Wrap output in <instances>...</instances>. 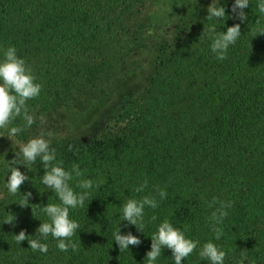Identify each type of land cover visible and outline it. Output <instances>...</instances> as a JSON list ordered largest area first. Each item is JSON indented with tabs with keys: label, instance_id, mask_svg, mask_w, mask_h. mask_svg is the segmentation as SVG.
Instances as JSON below:
<instances>
[{
	"label": "trees",
	"instance_id": "trees-1",
	"mask_svg": "<svg viewBox=\"0 0 264 264\" xmlns=\"http://www.w3.org/2000/svg\"><path fill=\"white\" fill-rule=\"evenodd\" d=\"M161 2L0 0V59L2 49L14 46L31 67L36 82L43 85L39 97L28 101L36 122L11 140L7 131L0 129L4 135L0 137V264H146L150 237L166 218L185 230L187 238L199 240L197 250L182 261L196 264L201 261L199 249L204 243L213 242L221 248L237 244L244 230L264 216V127L249 133L251 126L264 118V35L252 37L257 20L264 25V15L257 8L260 0H249L243 23L231 12L234 0H217V5L225 8L224 22L207 21L208 13L203 10L187 20L181 18L176 42L164 45L156 38L151 48L160 53L154 63L160 64L157 79L145 93L130 100L123 98L115 106L111 114L114 124L107 122L101 134L92 133L86 139L51 140L56 161L62 162L65 170L73 164L86 170L83 177L69 182L76 192L82 191L76 186L79 179L105 181L101 188L89 190L93 198L85 201L84 208L70 209V218L80 224L71 238L77 251L62 252L56 247L57 240L51 236L44 240L36 233L40 222L48 221L40 208L60 203L56 193L41 182L44 166L39 159L28 166L30 170L16 165L30 179L20 193L7 191L8 161L15 158L21 144L39 135L49 121L58 122L65 114L71 117L72 112L84 113V101L95 92L110 95L130 87L135 71L131 65L143 55L144 39L150 33H160L155 13ZM213 23L218 31L240 23L241 36L222 61L211 52V40L201 36ZM163 50L165 58H161ZM183 83L207 93L190 98L181 91ZM174 90L176 119L169 126L173 116L166 112L173 105ZM184 98L191 103L178 116ZM41 116L46 119L43 125ZM23 123L17 118L12 126ZM111 125L114 138L104 134ZM174 147L180 151L176 177H151L168 170L162 153ZM159 163L167 168H160ZM145 180L147 187L134 191ZM156 185L166 186L168 195L164 200L157 196L158 208L145 207L142 233L122 221L121 206L127 199L156 195ZM27 191L32 193L29 205L39 206L20 207ZM213 198L232 205L217 225L223 229L219 240L210 220L218 206L209 207ZM10 212L17 217L14 226L3 224ZM153 215L155 221L150 219ZM118 228L122 235L131 232L139 237L141 244L120 251L113 236ZM22 229L30 239L47 243V254L33 252L26 240L18 245L14 235ZM155 264H174L171 251L163 248Z\"/></svg>",
	"mask_w": 264,
	"mask_h": 264
},
{
	"label": "clouds",
	"instance_id": "clouds-1",
	"mask_svg": "<svg viewBox=\"0 0 264 264\" xmlns=\"http://www.w3.org/2000/svg\"><path fill=\"white\" fill-rule=\"evenodd\" d=\"M197 0H195V3ZM194 3V4H195ZM249 7V0H234L231 6V12L235 18L241 23L247 19V13L244 11ZM260 14L264 15V0H260L257 4ZM171 9H169V12ZM207 21L217 20L223 21L227 19L225 8L217 5V0L207 7ZM264 35V25L259 20L256 27L252 29V37ZM201 36H207L211 40V52L215 54L218 60L227 59V51L230 45H234L241 36L240 23L227 27L226 31H218L215 23L210 24L207 29H203ZM200 36V37H201ZM3 51V59H0V129L7 131V138L18 136L22 131L30 128L37 117L34 111H30L28 101L39 97L43 85L36 82L37 77L34 75L31 67L26 63L25 59L17 55V49L14 46H8ZM21 118L23 125L12 126L13 122ZM41 124L46 123V119L39 117ZM55 134L52 131H41L39 135L30 138L27 143H23L19 147V151L15 153V158L8 161V171L6 188L9 194L16 195L20 193L21 186L30 178L16 165H23L28 169L29 165L35 164L37 159L44 166V174L41 182L49 189H52L59 198L60 203L45 204L40 211L48 217V221L39 224L36 233L44 240L49 236L57 240L56 247L67 252L69 249L77 251V244L71 239L77 234L80 224L70 218V209L84 208L85 201H90L91 193L89 190L99 189L105 183L104 180H97L95 183L91 179H79L77 187L81 192H76L70 185V181L74 178L83 177L86 170H81L79 164H73L70 170H65L62 162L56 161V149L51 147V138ZM0 137H4L0 134ZM72 146L69 145V150ZM30 170V169H28ZM147 180L143 182L134 191L142 192L147 187ZM156 195H145L141 199H127L121 206L122 221H127L133 225L139 232L144 231V215L145 207L156 209L159 207V200L167 198L166 186L161 188L159 185L154 186ZM32 193L27 191L22 194V198L18 203L20 207L39 206V204L29 205V199ZM218 205V206H216ZM215 207L211 213L210 220L213 222L212 231L215 239L219 240L223 235V229L217 225L221 224L228 216V211L232 205L231 202L218 201L213 198L209 207ZM17 217L11 213L7 215L3 224L15 225ZM156 220V216L150 218ZM126 226V225H125ZM114 241L120 251L128 250L129 245L139 246L141 240L131 232L120 234V229L113 233ZM26 235L25 230H21L14 235L15 242L20 245L21 242L27 241L28 248L33 252L39 251L47 254L48 244L42 243L40 239H30ZM150 250L147 251L145 257L146 264H155L156 260L161 256L162 249L167 248L171 251L174 264H182L200 245L199 240L189 239L185 236V230L173 226L169 219H164L159 224L156 232L150 237ZM226 252L220 246L213 242H206L199 249V258L207 261L208 264H224ZM248 260L246 252L241 253V259L238 264H244ZM249 264H255L249 261Z\"/></svg>",
	"mask_w": 264,
	"mask_h": 264
},
{
	"label": "rangeland",
	"instance_id": "rangeland-1",
	"mask_svg": "<svg viewBox=\"0 0 264 264\" xmlns=\"http://www.w3.org/2000/svg\"><path fill=\"white\" fill-rule=\"evenodd\" d=\"M162 0L160 6L157 8L155 13V18L157 21V31L150 33L144 39L143 48L145 51L141 58L135 63V65H131L132 69L134 68L130 80H133V83L130 84L128 89L122 92H114L113 94L95 92L92 96L89 97L87 102L86 111L84 113H73L70 117L64 116L60 121L55 122L49 121L45 124L44 132L52 131L55 135L51 138V140L60 139L62 141L67 140H76V139H86L92 133H100L102 128L110 122L109 124H114L116 119L113 117L112 112L115 109V106L120 103L123 98L130 100L133 99L137 94H143L149 89V85L152 81L156 80L158 77V71L160 69V64H154L158 62L157 58L160 53L156 50H152L156 38L159 39L164 45L170 44L171 42H176V31L178 29V21L181 18H187L191 14H197L199 10H203L207 12V7L211 3V0ZM169 9L171 11L169 12ZM142 46V45H141ZM174 47V46H173ZM161 58H165L167 55L165 50L162 51ZM138 68L135 69V67ZM201 79V78H199ZM181 91L190 94L195 98L197 94H200V98L207 93L206 90L202 88V90L191 89L189 84L183 83ZM204 92V93H203ZM171 97L173 100L172 107L166 112L168 116L172 115L173 118L169 122V126L173 124V121L176 119V90H174L173 95ZM84 99V98H83ZM85 100V99H84ZM190 100L187 98L183 99V104H180L181 112L178 114L182 115L186 108L190 105ZM100 106V107H99ZM71 113V112H70ZM115 113V111H114ZM73 122V125H72ZM113 125H111L110 130L105 131L104 134L109 135L106 136L108 138H114ZM264 127V118L259 119L256 125H252L249 133L252 130L256 132L260 131L259 129ZM36 134L35 136H37ZM34 136V137H35ZM33 137V138H34ZM178 153L180 151H176V147L171 150L168 148L165 153H162L163 158L162 162L169 164V168L160 164V168L168 169L164 173H158L157 176L162 178L161 174H164V178L176 177V160H180L178 157ZM182 155V154H181ZM264 216L262 218H258L255 220L249 227V229H245L244 233L240 236V241L237 244H227L221 249L226 252V257L224 260V264H238V261L241 259V253L246 252L248 260L244 261V264H249V261H254L255 264H264ZM263 229V230H262ZM196 264H208L207 261H198Z\"/></svg>",
	"mask_w": 264,
	"mask_h": 264
}]
</instances>
